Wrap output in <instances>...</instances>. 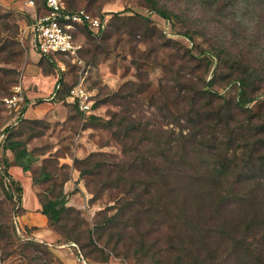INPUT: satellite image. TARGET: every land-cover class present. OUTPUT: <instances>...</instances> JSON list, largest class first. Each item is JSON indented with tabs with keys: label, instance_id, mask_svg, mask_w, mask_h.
<instances>
[{
	"label": "trees",
	"instance_id": "16d2710c",
	"mask_svg": "<svg viewBox=\"0 0 264 264\" xmlns=\"http://www.w3.org/2000/svg\"><path fill=\"white\" fill-rule=\"evenodd\" d=\"M146 2L150 12L163 19L179 17L177 12L160 5L158 0ZM76 10L78 9L64 6L66 12ZM38 11H41V15L48 12L44 0ZM136 15L146 23L149 20L147 16ZM31 19L29 24L34 20ZM102 21L103 26L95 34L85 26H76L74 37L76 38L75 32L79 28L86 30L88 35L102 33L106 26V22ZM16 29L17 25L8 19V14L0 16V64L14 61L19 54ZM81 51L82 48L79 53ZM213 56L216 57L215 68L226 64L230 69L223 74L230 77L228 81L232 80L237 84L236 97L231 105L225 96L212 89L215 74L208 80H202L200 85L191 83L187 90L184 89L186 82L177 81V94L170 99V103L166 102L157 109L160 113L166 111L173 116L168 123L176 124V132V128L155 127L150 124V120L145 122L135 114L131 103L135 101L136 89L126 90L124 93L120 90L105 92L102 98L92 104L93 109L105 102L125 105L124 110L121 108L110 112L105 120L97 115H91L89 119V123L101 125L111 131L125 157L111 164L114 168H108V177L103 184L119 189L121 194L112 205L98 210L91 226L79 209L67 204L68 197L63 184L69 176L55 182V175L48 170L44 161L34 169L38 156L44 152L29 149L27 143L37 135L22 138L13 127H6L0 135V149L12 153L10 162L4 157L1 159L0 169V178L8 196L13 198L14 193L20 202L22 187L9 175L7 167L15 165L24 172H31L32 184L45 187L38 190L37 198L41 206L40 212L47 217L48 227L62 237L64 242L76 243L77 256L107 262L112 255L119 254V246L125 244L124 239L127 238L129 247L132 246V251L139 260L146 259L147 264H164L161 258H157L155 244L147 238L153 226H164L165 244L168 246L165 254L170 260L167 263L204 264L200 251L205 245L201 240L203 231H209V228H202V224L212 214L211 218L218 221L219 232L233 240L231 253L234 246L244 247L242 252L238 251L237 260L240 264H264V112L260 114L249 106L256 99L252 95L258 88L255 82L264 81V61L253 64L244 59V56L241 58L231 55L230 57H237L233 60L224 59L220 53ZM56 57L70 59L60 54ZM44 59L53 63V68L58 71L51 56L41 55L38 62L40 66ZM199 60H204L208 72L209 65L212 64L211 57L204 55ZM11 72V68L0 66L2 101L10 95L7 94V81L3 77ZM63 72L64 70L60 72L61 75ZM59 79L60 89L52 99L66 100L75 83L64 87L62 78ZM25 101L26 98L21 103L25 105ZM70 104L77 108L76 103ZM25 109L26 106L20 109L19 117L21 116V121L28 122L27 118H22ZM184 130L186 131L183 132ZM97 155L100 153L92 152L84 158L73 159L80 176L99 173L109 165L104 160L93 161L92 158ZM5 178L7 182L4 181ZM236 185L246 186V194L235 197L237 194L232 187ZM228 199H235L244 206L236 211V220L233 221L217 215ZM22 209L24 213V208ZM111 209L115 211L109 213ZM202 210L210 213L207 218L203 216V222L198 216ZM32 229L35 228L25 227V231L22 230L25 236L21 238L28 239L26 232L30 233ZM12 232L15 236L13 227ZM245 232L246 238L251 237L247 246L242 242L246 240L245 237L233 236ZM11 239L12 234L0 223V241L12 242ZM27 243L31 248L28 252L33 254L32 264H53L51 251L45 245ZM187 245L193 246L194 250H189ZM206 251L209 252V249ZM173 253L175 257L172 259L170 254Z\"/></svg>",
	"mask_w": 264,
	"mask_h": 264
},
{
	"label": "rangeland",
	"instance_id": "374dc122",
	"mask_svg": "<svg viewBox=\"0 0 264 264\" xmlns=\"http://www.w3.org/2000/svg\"><path fill=\"white\" fill-rule=\"evenodd\" d=\"M20 1L23 2L24 9L11 6L6 8L0 4V16L8 14V19L17 25L19 50L14 61L1 63L0 66L12 70L3 77L7 81V94L11 93L13 85L18 84L22 87V95L28 104L20 103L18 110H9L2 101L1 94L0 135L6 127H13L22 138L36 134L37 136L28 140L27 147L44 153L38 156L34 169L44 161L48 170L55 175V182H60L65 176H69V181L73 173L77 174L82 191L77 182L72 181L71 191H64L68 197L67 204L79 209L82 217L91 226L98 210L112 205L115 198L121 194L119 189L103 184L108 177V168H114L111 164L123 159L125 155L111 131L101 125L89 123V119L91 115H97L105 120L110 112L121 108L124 110L125 105L105 102L95 107L94 113L83 114L68 100L49 99L57 72L49 60L44 59L42 66L38 64L41 55L36 52L29 31L31 18L41 15L38 10L42 0H33L35 6L29 5V0ZM158 1L160 5L177 12L179 17L166 20L151 13L146 0H62L64 6L85 9L91 15L102 18L106 26L103 32L96 36L92 31L90 32L93 36L88 35L86 30L81 28L75 32V39L82 46V51L78 54L82 60L81 64H74L71 59L61 57L52 60L63 62L65 65L63 74H59L64 87L77 83L80 78L84 79V84L92 93L93 104L102 98L105 92L120 90L124 93L126 90L136 89L135 101L131 103L135 114L145 122L150 120V124L155 127L176 128V132V124L168 123L173 116L166 111L160 113L157 109L166 102L170 103V99L177 94V81L186 82L184 89L187 90L191 83L200 85L202 80H208L215 74L212 89L225 96L232 105L238 91L237 84L232 80L228 81L230 77L223 74L230 70L226 64L215 68L216 57L213 54L220 53L227 60L237 58L230 57L231 55L241 58L244 56V59L253 64L264 61V0ZM136 14L147 16L149 20L146 23ZM204 55L212 59L208 72L204 60H199ZM255 83L258 88L252 95L256 99L249 106L263 114L264 81L257 80ZM139 89L141 92H138ZM29 102L33 113L27 117L22 115L28 122L21 121L20 109L28 106ZM235 113L238 114L237 111ZM92 152L100 153L96 158H92L93 161L104 160L109 165L99 173L80 176L73 159L84 158ZM3 156L0 149V163ZM27 174L31 176V172ZM4 181L7 182V178ZM44 188V185H41L38 190ZM232 188L237 194H234L235 197L246 194L248 190L246 186L239 185ZM12 195L13 198L8 196L5 184L0 178V223L12 234V242L0 241V264H32L33 254L28 252L31 248L27 242L45 245L51 251L53 264H66L61 259V250L66 253V262L72 259L76 264L105 263L77 256L72 244L74 242H64L54 231L57 240L53 242L36 238L32 231L26 232L28 239H22L21 237L25 236L22 230L25 231L26 227L21 224L23 200L21 197L19 202L14 193ZM243 207L235 199H228L217 215L233 221L236 220V211ZM114 211L115 209H111L109 213ZM208 214L210 215L209 211L202 210L198 214L199 219L202 221L203 216L207 218ZM211 216L212 214L206 223L202 221V228H209V231H203L201 242L205 246L200 251V258L204 264H240L237 260L238 251L242 252L244 247L234 246L231 253L233 240L219 232L218 221ZM165 234L164 226H153L147 238L155 244L157 258H161L164 264H169V256L165 254L168 247L165 244ZM233 236L246 238L247 232ZM124 240L125 244L119 246V254L112 255L106 263L147 264L148 260H139L138 256H135L127 238ZM250 240L249 236L242 241L244 246H247ZM187 247L194 250L191 245ZM124 252L127 254L124 255ZM170 256L172 259L175 257L174 253ZM244 260L248 263L247 259Z\"/></svg>",
	"mask_w": 264,
	"mask_h": 264
},
{
	"label": "built area",
	"instance_id": "2783aa9c",
	"mask_svg": "<svg viewBox=\"0 0 264 264\" xmlns=\"http://www.w3.org/2000/svg\"><path fill=\"white\" fill-rule=\"evenodd\" d=\"M44 1L48 12L36 16L29 27L35 49L43 56L56 58V55L60 54L69 57L73 63L81 64L82 60L78 53L82 46L74 37L76 26H85L93 33H98L103 26V21L91 15L85 9H78L72 12L64 11L62 0ZM28 4L34 6V1L29 0ZM56 64L59 72L65 69L63 62L56 61ZM59 89L60 79L54 84L53 93H51L49 99H52L54 93ZM22 91L20 85L15 84L12 86L10 95L3 100L9 110L17 109L19 104L23 102ZM66 100L76 103L78 110L83 114L94 113L92 93L85 86L83 78H80L70 88ZM17 230L19 231V228ZM72 244L75 248L77 247L75 243Z\"/></svg>",
	"mask_w": 264,
	"mask_h": 264
},
{
	"label": "crops",
	"instance_id": "0c3cea01",
	"mask_svg": "<svg viewBox=\"0 0 264 264\" xmlns=\"http://www.w3.org/2000/svg\"><path fill=\"white\" fill-rule=\"evenodd\" d=\"M0 4L5 5V7H16L17 9H24V4L20 0L12 1V0H0ZM27 11V10H26ZM36 50V49H35ZM38 53V51H36ZM39 54V53H38ZM40 55V54H39ZM60 72L57 71V76L53 80L49 98L51 96V93L53 91L54 84L59 79ZM44 98H41V100ZM52 100V99H51ZM26 104H28V101H26ZM31 102H29V105H26L25 112L23 115L25 117L32 115V105H30ZM24 117V116H23ZM3 157L7 162H10L12 160V153L9 150L3 151ZM7 171L11 177H13L15 180H17L21 187H22V207L24 208V213L21 215V224L23 226H26L28 228H35L32 229V234L36 238H40L45 240L46 242H53L57 240V234H55L47 225V217L40 212L41 206L37 198V192L39 189V185H33L31 182V176L28 175V172L22 171V169L15 165H10L7 167ZM77 174L73 173L72 178L69 181H66L64 184V191H71L72 185L71 182L75 181L77 182V186L80 188V191H82V188L78 182ZM61 253V259L66 264H76V262L72 259L67 260L66 262V253H64L62 250ZM62 255L65 257H62ZM70 263H69V262ZM98 264H109V263H98Z\"/></svg>",
	"mask_w": 264,
	"mask_h": 264
}]
</instances>
